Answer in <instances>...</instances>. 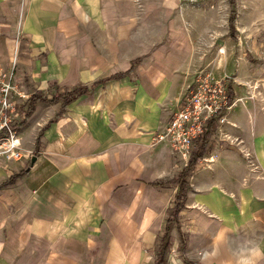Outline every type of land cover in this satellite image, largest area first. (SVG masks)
<instances>
[{
	"label": "crops",
	"instance_id": "crops-1",
	"mask_svg": "<svg viewBox=\"0 0 264 264\" xmlns=\"http://www.w3.org/2000/svg\"><path fill=\"white\" fill-rule=\"evenodd\" d=\"M199 17L192 0H0V71L24 82L21 105L53 82L103 81L55 122L60 102L35 104L30 167L0 158V184L26 169L0 188V264H156L179 185L154 182L186 166L151 142L199 68ZM236 98L189 178L167 264H264V100Z\"/></svg>",
	"mask_w": 264,
	"mask_h": 264
},
{
	"label": "rangeland",
	"instance_id": "rangeland-1",
	"mask_svg": "<svg viewBox=\"0 0 264 264\" xmlns=\"http://www.w3.org/2000/svg\"><path fill=\"white\" fill-rule=\"evenodd\" d=\"M192 2L200 7V37L195 44L200 62L197 70H210L217 79L227 76L232 97L240 99L238 103L243 105L242 109L255 110L256 101L264 100V0H192ZM232 11L234 28L231 32ZM197 70L190 75L191 80ZM40 93L49 95L50 90L47 93ZM20 106L24 107L21 109ZM18 109L24 116L19 128L21 136L28 108L22 103ZM221 124L216 123L212 132L218 131ZM209 146L210 144L206 147L203 157L208 153ZM22 149L24 157L20 161L25 160L26 166L30 167L32 157L37 152L23 139ZM161 240L162 237L159 245Z\"/></svg>",
	"mask_w": 264,
	"mask_h": 264
},
{
	"label": "built area",
	"instance_id": "built-area-1",
	"mask_svg": "<svg viewBox=\"0 0 264 264\" xmlns=\"http://www.w3.org/2000/svg\"><path fill=\"white\" fill-rule=\"evenodd\" d=\"M27 96L14 69L0 71V158L6 162L24 157L19 132L24 116L18 106ZM234 103L227 76L217 79L210 70H197L187 84L181 105L153 134L151 146L168 145L187 166L209 122L216 119L224 123Z\"/></svg>",
	"mask_w": 264,
	"mask_h": 264
},
{
	"label": "trees",
	"instance_id": "trees-1",
	"mask_svg": "<svg viewBox=\"0 0 264 264\" xmlns=\"http://www.w3.org/2000/svg\"><path fill=\"white\" fill-rule=\"evenodd\" d=\"M234 11H232L231 17H230V31L233 30V18H234ZM121 74H117L113 77H119ZM103 81L96 82L95 84H92V86H87L85 84H79L75 86H59L57 83L53 82L50 86V93L49 95H43L41 93H34L29 101L27 102L26 106L28 108L26 112V119L29 117V115L32 113V111L35 108V104L38 101H44V102H60L61 107L59 111L57 112L56 116L51 120V122L57 121L59 118L62 117L63 113L66 111L68 105L76 100L81 95L87 94L91 91L92 87L94 85L101 83ZM232 95V94H231ZM24 106H20L22 109ZM216 124V119H213L209 122L208 127L206 128L203 136L198 140L196 149L189 161V164L180 172V174L168 181H157L154 182L156 185H167L169 183H175L179 185V191L176 195L175 203L169 208V217L164 229V233L162 236L161 244L159 245V250L156 257V264H167V255L169 253L171 242L169 238V232L171 229V225L178 220L180 211L185 206V199H186V193L187 188L189 187V178L194 172V170L197 167V164L199 160L203 157L204 152L206 150V147L209 145V138L212 131L214 130V125ZM42 135V134H41ZM39 141V139H38ZM26 174L25 170H22L18 173H15L11 175V177L6 180L5 182L0 184V188L13 185L16 180L23 175Z\"/></svg>",
	"mask_w": 264,
	"mask_h": 264
},
{
	"label": "water",
	"instance_id": "water-1",
	"mask_svg": "<svg viewBox=\"0 0 264 264\" xmlns=\"http://www.w3.org/2000/svg\"><path fill=\"white\" fill-rule=\"evenodd\" d=\"M36 159H37V156L32 157V160H31L32 164L36 161Z\"/></svg>",
	"mask_w": 264,
	"mask_h": 264
}]
</instances>
